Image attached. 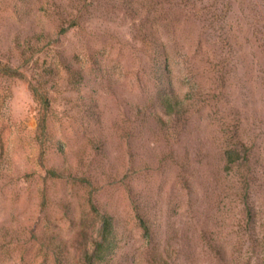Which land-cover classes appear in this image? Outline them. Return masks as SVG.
Wrapping results in <instances>:
<instances>
[{
  "label": "rangeland",
  "instance_id": "rangeland-1",
  "mask_svg": "<svg viewBox=\"0 0 264 264\" xmlns=\"http://www.w3.org/2000/svg\"><path fill=\"white\" fill-rule=\"evenodd\" d=\"M3 67L0 264L103 214L107 264H264V0H0Z\"/></svg>",
  "mask_w": 264,
  "mask_h": 264
},
{
  "label": "trees",
  "instance_id": "trees-1",
  "mask_svg": "<svg viewBox=\"0 0 264 264\" xmlns=\"http://www.w3.org/2000/svg\"><path fill=\"white\" fill-rule=\"evenodd\" d=\"M0 73L7 76V77H18L22 78L23 76L17 72L16 70H12L11 68L8 67H3L0 70ZM34 97L37 101V103L42 104L41 108L42 111H39V132H41V135L43 136L45 133V128H46V122H47V108H48V100L44 96H39L38 91L36 90L35 87L32 88ZM168 109H171V104L168 103L167 105ZM41 139L39 136V143ZM228 159L227 167H231L232 163L234 161L232 160V154H228ZM142 227L145 231H147V228L145 224H142ZM99 239L98 241L95 242V245L92 247V250L89 253L85 254V263L86 264H107L108 260L105 258L106 254H103L105 252L104 246L106 247L107 250L110 248H113V243H114V238H113V229H112V220L111 217L103 214L101 215V227L99 230ZM54 264H62V261L55 256L54 258Z\"/></svg>",
  "mask_w": 264,
  "mask_h": 264
}]
</instances>
